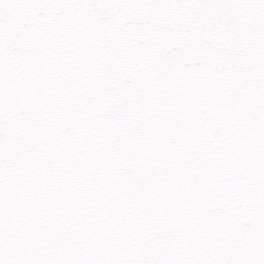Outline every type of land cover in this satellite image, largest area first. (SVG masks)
<instances>
[{
	"label": "snow or ice",
	"instance_id": "1",
	"mask_svg": "<svg viewBox=\"0 0 264 264\" xmlns=\"http://www.w3.org/2000/svg\"><path fill=\"white\" fill-rule=\"evenodd\" d=\"M0 264H264V0H0Z\"/></svg>",
	"mask_w": 264,
	"mask_h": 264
}]
</instances>
